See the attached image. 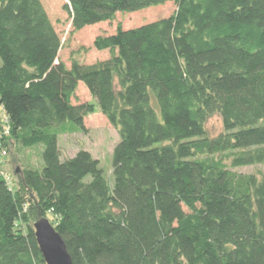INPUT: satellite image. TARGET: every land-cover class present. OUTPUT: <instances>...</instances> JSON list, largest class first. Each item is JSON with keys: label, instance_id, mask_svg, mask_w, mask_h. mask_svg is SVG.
I'll use <instances>...</instances> for the list:
<instances>
[{"label": "trees", "instance_id": "16d2710c", "mask_svg": "<svg viewBox=\"0 0 264 264\" xmlns=\"http://www.w3.org/2000/svg\"><path fill=\"white\" fill-rule=\"evenodd\" d=\"M0 62L44 147L0 178V264H46L42 219L73 264H264V0H0Z\"/></svg>", "mask_w": 264, "mask_h": 264}, {"label": "rangeland", "instance_id": "374dc122", "mask_svg": "<svg viewBox=\"0 0 264 264\" xmlns=\"http://www.w3.org/2000/svg\"><path fill=\"white\" fill-rule=\"evenodd\" d=\"M1 64V62H0ZM210 136H218L222 132V123L220 119L213 117L207 126ZM0 178L4 179L10 185H16L19 176L23 170H40L43 167V151L42 145L32 148H26L20 145L19 140L14 139L11 134V126L7 116L0 109ZM22 134V133H20ZM10 137L8 144V152L4 146L3 138ZM99 169L106 178L111 189L114 186V167L112 157H106ZM88 182L91 178L87 179ZM56 224V218L50 217Z\"/></svg>", "mask_w": 264, "mask_h": 264}, {"label": "water", "instance_id": "95a60500", "mask_svg": "<svg viewBox=\"0 0 264 264\" xmlns=\"http://www.w3.org/2000/svg\"><path fill=\"white\" fill-rule=\"evenodd\" d=\"M34 229L37 243L46 264H73L63 238L49 220L38 221Z\"/></svg>", "mask_w": 264, "mask_h": 264}]
</instances>
